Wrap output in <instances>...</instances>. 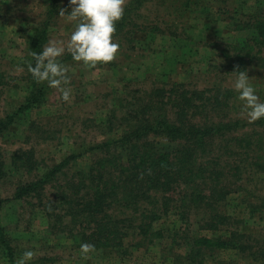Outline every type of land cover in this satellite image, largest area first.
I'll use <instances>...</instances> for the list:
<instances>
[{"label": "rangeland", "instance_id": "rangeland-1", "mask_svg": "<svg viewBox=\"0 0 264 264\" xmlns=\"http://www.w3.org/2000/svg\"><path fill=\"white\" fill-rule=\"evenodd\" d=\"M130 1L125 0V7ZM186 3V0H168L164 4H151L140 12L141 18L138 16L136 20L138 25L153 24V20H157L162 29H166V23L170 21L173 26L168 33L175 34L151 36L149 31L136 28L133 34L135 45L147 56L142 59V67L132 66V70L125 73V64L119 68L100 63L88 67L83 62L61 61V57L71 52L70 36L80 21L59 15L61 8L67 12L72 8L70 0H60L47 45L54 41L64 48L63 54L57 58L64 71L55 78L62 81L67 78L68 81L60 87H51L52 92L44 103L18 115L15 122L0 133V188L4 198L12 197L19 185L32 180L37 172L41 174L48 167L58 164L74 151L86 149L88 152L78 158L72 172L88 167L98 153V150L90 149L106 137L98 126L106 122L118 107L117 100L120 96L126 97L131 88L149 90L156 86L172 89L174 84L190 92L196 88H207L204 97L210 99L205 104L195 102L206 106L208 119L204 115L202 118L196 116L197 123H201L202 119L212 123L236 119L253 122L248 119L244 102L239 99V92L234 87L236 75L226 73L224 68L229 66V61L233 67L237 66L231 48L250 39L251 31L240 27L250 17L261 13L264 0H228L222 6L203 2L193 6L190 2L187 7ZM49 4L50 0H0V125L17 112L31 92L32 78L21 66L29 50L25 35L41 28L48 18ZM152 37L155 39L151 40ZM116 55L121 57L120 52ZM44 62L46 64L47 60ZM249 77L251 86L260 101L264 102V70L256 68ZM61 87L70 91L68 100L64 99ZM224 89L228 91L224 93ZM163 94L165 102L171 97L165 107L170 108V119L175 121L178 116L176 104H179L178 99L183 100L181 96L184 95ZM247 131H252V127L233 131L224 139H217L216 144L223 150L235 136ZM156 142L157 147L163 150L171 146L163 138H156ZM229 162L232 163V159ZM59 185L48 186L41 194L40 202L34 197L5 205L3 222L13 240L16 261L24 251L32 250L35 255L29 264H181L182 257L184 261V255L191 246L187 243L188 237L210 234L199 228L198 214H192L185 221L171 216L159 223L158 228L164 235L161 240L140 249L129 248L130 254L124 260L115 258L117 254L108 251L98 253L89 250L83 253L81 249L77 251L78 246L73 248L75 243L79 245L76 238L66 239L61 235V207L55 201L61 190ZM253 185L255 183L250 185V190L256 188ZM254 193L257 196L254 202H262L264 184H259ZM250 197L246 193L241 197L231 194L227 209L231 215L245 220L240 229L251 234L246 244L253 249L246 253L237 249L209 252L205 264H264V259H258L259 252L253 253L264 251V213L253 215L246 208L248 205L241 204L242 199ZM53 202L56 211L51 215L52 209L46 206ZM71 229L73 231L67 232L69 235L78 231L73 227ZM224 233L223 230L222 236ZM0 264H9L1 247Z\"/></svg>", "mask_w": 264, "mask_h": 264}, {"label": "trees", "instance_id": "trees-1", "mask_svg": "<svg viewBox=\"0 0 264 264\" xmlns=\"http://www.w3.org/2000/svg\"><path fill=\"white\" fill-rule=\"evenodd\" d=\"M166 1L131 0L114 33V42L119 44L121 57L116 55L113 61L100 64L113 68L125 64V73L132 70V66L142 67V59L147 55L145 51L137 49L134 30L145 29L151 36L166 35L173 22L168 21L166 29H162L157 20H153V24L140 26L136 23L137 17L141 18L140 12L149 5L164 4ZM59 2L50 0L46 21L41 28L25 35L29 50L21 66L32 78L33 86L17 112L1 123L0 133L6 131L18 115L44 103L52 92L48 82L37 79L29 65L36 64L32 53L42 52L49 41L50 27L59 12ZM186 2L187 7L190 2L193 6H199L202 2L222 6L228 0ZM240 28L249 29L251 37L229 50L234 52L232 58L238 67H233L229 61L225 72L237 75L235 71L243 70L249 75L256 68L264 70V9L259 15L250 17ZM172 34L175 33L169 35ZM61 61L82 62L75 61L71 52L61 57ZM181 87L174 84L172 89L156 86L149 90L131 88L126 92V97L120 96L118 107L104 124L98 126L106 137L90 149L98 150V153L88 167L72 172L78 158L88 152L86 149L74 151L58 164L48 167L41 174L37 172L32 180L19 185L12 197L4 198L0 188V247L9 264H16L17 257L8 227L3 222L5 205L34 197L40 202L44 190L58 184L61 190L55 201L61 207V235L66 239L76 238L79 245L75 243L73 248L78 246L77 251H80L82 244L88 243L93 245L90 251L116 253L115 258L124 260L130 254L129 248L151 246L154 241L164 237L158 228L163 218L174 216L185 221L192 214L199 215V228L210 234L188 237L187 243L191 246L184 255V261L182 257L181 264H205L208 253L217 250L237 249L246 253L253 249V246L246 244L251 234L240 229L245 220L231 215L227 203L231 194L241 197L246 193L251 197L242 199L241 204L248 205L246 208L253 215L264 213V200L254 202L257 200L254 193L256 188L264 184V119L252 123L245 119L218 123L202 119L201 123H197L194 119L196 116L202 118L204 115L208 119L204 109L206 106L195 102L205 104L210 99L204 97L207 88H196L190 92ZM165 92L184 95L181 97L185 101L178 99L179 104H176L178 116L175 121L170 119V108L165 107L171 100L169 97L167 102L164 101ZM245 127H252V131L235 136L220 150L217 139L222 140L233 131ZM156 138H163L170 143V148L163 150L157 147ZM223 155L227 158L223 159ZM34 170L31 169L32 172ZM254 183L256 188L250 190V185ZM46 208L52 209L51 215L55 214L54 202ZM71 227L77 229V233L69 235L67 232L73 231ZM223 230L225 233L222 236ZM258 252V259H264V251L253 253Z\"/></svg>", "mask_w": 264, "mask_h": 264}, {"label": "clouds", "instance_id": "clouds-1", "mask_svg": "<svg viewBox=\"0 0 264 264\" xmlns=\"http://www.w3.org/2000/svg\"><path fill=\"white\" fill-rule=\"evenodd\" d=\"M71 11L61 8L59 15L78 19L80 22L71 33L69 50L75 61H82L85 66L95 67L99 63L111 62L115 59L119 44L114 42L116 24L124 15L125 0H70ZM64 52V48L54 41L49 42L40 53L33 52L36 58L35 66L29 65L30 71L39 80H46L50 87H60L68 79L60 78L64 69L57 61ZM47 63L44 64V61ZM43 64V70L41 65ZM234 87L239 92V99L244 102L243 108L250 121L264 119V102H261L254 88L250 84L247 71H235ZM51 74V75H50ZM65 100L69 99L70 91L60 89ZM93 245H81L83 253H87ZM32 250H26L17 259L16 264H29L34 257Z\"/></svg>", "mask_w": 264, "mask_h": 264}]
</instances>
